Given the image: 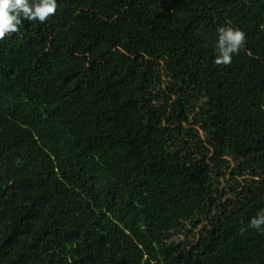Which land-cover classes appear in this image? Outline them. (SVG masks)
<instances>
[{
	"label": "trees",
	"instance_id": "16d2710c",
	"mask_svg": "<svg viewBox=\"0 0 264 264\" xmlns=\"http://www.w3.org/2000/svg\"><path fill=\"white\" fill-rule=\"evenodd\" d=\"M81 1L0 41V264H264V0Z\"/></svg>",
	"mask_w": 264,
	"mask_h": 264
},
{
	"label": "clouds",
	"instance_id": "9594fccd",
	"mask_svg": "<svg viewBox=\"0 0 264 264\" xmlns=\"http://www.w3.org/2000/svg\"><path fill=\"white\" fill-rule=\"evenodd\" d=\"M79 6L84 7L82 1ZM58 7L57 0H0V41L18 33L24 20L45 22L56 13ZM217 32L218 41L215 45L217 55L214 63L218 66H229L233 56L239 55L244 48L246 34L231 25L221 26ZM250 226L264 234V210L251 219Z\"/></svg>",
	"mask_w": 264,
	"mask_h": 264
},
{
	"label": "bare ground",
	"instance_id": "6f19581e",
	"mask_svg": "<svg viewBox=\"0 0 264 264\" xmlns=\"http://www.w3.org/2000/svg\"><path fill=\"white\" fill-rule=\"evenodd\" d=\"M57 4L59 5V8L61 9L63 15L70 22V23L68 22V26H73L78 31L84 32V30L86 29V25L90 23V15L88 13L87 8L79 7L78 0H57ZM123 7L128 11L133 10V8L129 5H124ZM138 12L142 13L143 12L142 8ZM96 16L98 17V19L100 20L104 28H106L105 25L108 19H105L101 15H96ZM146 48L148 49L147 51L161 52L160 51V41L159 40L153 41L151 37H149L146 40V42L143 44L142 49H140L139 52L145 53ZM106 56L109 61L110 60L114 61L117 59L119 54L118 53L116 54V52L113 51V52L106 53Z\"/></svg>",
	"mask_w": 264,
	"mask_h": 264
},
{
	"label": "rangeland",
	"instance_id": "374dc122",
	"mask_svg": "<svg viewBox=\"0 0 264 264\" xmlns=\"http://www.w3.org/2000/svg\"><path fill=\"white\" fill-rule=\"evenodd\" d=\"M79 6V5H78ZM79 7H81V6H79Z\"/></svg>",
	"mask_w": 264,
	"mask_h": 264
}]
</instances>
